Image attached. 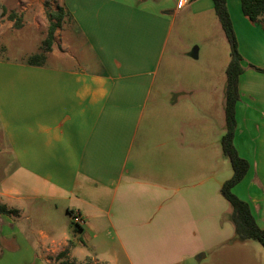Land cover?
<instances>
[{
	"label": "crops",
	"instance_id": "crops-1",
	"mask_svg": "<svg viewBox=\"0 0 264 264\" xmlns=\"http://www.w3.org/2000/svg\"><path fill=\"white\" fill-rule=\"evenodd\" d=\"M178 1L60 0L71 27L56 30L46 62L0 58V203L17 211L0 213V264H114L106 236L124 230L118 221L136 227L125 212L137 188L147 202L174 191L177 158V180L190 186L191 115L164 102L159 73L177 11L188 7L203 26L220 22L212 0ZM227 6L244 68L234 145L249 163L233 192L264 228V13L254 22L241 0ZM77 35L87 47L80 60L70 52ZM229 61L230 46L222 69ZM150 144L155 155L142 154Z\"/></svg>",
	"mask_w": 264,
	"mask_h": 264
},
{
	"label": "rangeland",
	"instance_id": "rangeland-1",
	"mask_svg": "<svg viewBox=\"0 0 264 264\" xmlns=\"http://www.w3.org/2000/svg\"><path fill=\"white\" fill-rule=\"evenodd\" d=\"M59 3L60 0H0V22L4 23L0 26V58L27 63L37 55V60L46 62L42 55L51 22L48 11L56 10ZM11 13L17 15L14 21L9 18ZM17 22L20 28L16 27ZM201 25L199 16L188 7L177 11L166 52L169 62L162 65L159 73L166 88L164 102H174L176 107L179 103L180 109L191 115L190 186L177 180V173L183 172V164L177 158L174 191L158 189L147 202L137 188L125 212L136 227L129 229L118 221L116 227L124 230L119 233L118 229L117 233L111 228L106 236L107 255L116 259L114 264H264V246L236 234L232 206L221 193L223 183L233 174L221 145L226 132V70L222 69V62L225 54L229 55V43L220 24ZM70 27L65 22L57 34ZM74 41L70 52L80 60L87 47L78 35ZM152 147L153 144L141 147L142 154L155 155ZM176 150L182 152L181 148ZM149 190L154 191L151 187L144 189ZM147 217L157 226L143 225ZM120 221L124 222V218ZM119 240L125 242L126 250Z\"/></svg>",
	"mask_w": 264,
	"mask_h": 264
},
{
	"label": "trees",
	"instance_id": "trees-1",
	"mask_svg": "<svg viewBox=\"0 0 264 264\" xmlns=\"http://www.w3.org/2000/svg\"><path fill=\"white\" fill-rule=\"evenodd\" d=\"M216 16L224 30L225 36L230 46V61L226 68V87H225V122L226 132L222 137L221 145L225 155L230 159L233 174L226 180L221 193L232 206V220L236 234L241 239H255L264 246V228H261L251 210L248 202L240 199L233 188L244 178L248 169V161L241 157L234 145V134L236 128V104L240 98L239 78L244 71L242 66V55L238 48V40L234 31L232 20L227 6V0H212ZM243 13L252 21L256 22L264 13V0H241ZM16 13H11L9 18L15 20ZM69 14L63 7H57L56 10L48 11L50 24L47 30V36L44 40L45 49L43 59H46L45 52L52 50L55 41V32L62 27L65 18ZM19 21V20H18ZM20 28V22L15 23ZM30 64H39L42 61L37 60V55L28 59ZM264 71L263 69H259ZM17 212L15 209L8 208L0 203V213L11 214ZM61 253L60 256H63Z\"/></svg>",
	"mask_w": 264,
	"mask_h": 264
},
{
	"label": "built area",
	"instance_id": "built-area-1",
	"mask_svg": "<svg viewBox=\"0 0 264 264\" xmlns=\"http://www.w3.org/2000/svg\"><path fill=\"white\" fill-rule=\"evenodd\" d=\"M191 1L192 0H179L178 7H182ZM73 219L78 225H82L84 223V219L81 217V215L78 212L73 213Z\"/></svg>",
	"mask_w": 264,
	"mask_h": 264
}]
</instances>
